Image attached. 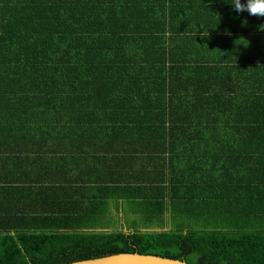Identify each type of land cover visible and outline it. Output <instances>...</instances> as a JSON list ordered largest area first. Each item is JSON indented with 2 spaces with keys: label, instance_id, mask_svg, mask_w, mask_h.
<instances>
[{
  "label": "trees",
  "instance_id": "trees-1",
  "mask_svg": "<svg viewBox=\"0 0 264 264\" xmlns=\"http://www.w3.org/2000/svg\"><path fill=\"white\" fill-rule=\"evenodd\" d=\"M245 18L227 0H0V264H264V17ZM39 142L86 211L52 209Z\"/></svg>",
  "mask_w": 264,
  "mask_h": 264
},
{
  "label": "crops",
  "instance_id": "crops-1",
  "mask_svg": "<svg viewBox=\"0 0 264 264\" xmlns=\"http://www.w3.org/2000/svg\"><path fill=\"white\" fill-rule=\"evenodd\" d=\"M217 17L215 18V20L219 19V20H222L221 18V13L220 11L218 10V13H217ZM245 15H246V18L245 19H242L243 21V26L245 24V26L248 28L249 27V21L251 20V15H249L247 12H245ZM233 18V17H232ZM214 20V19H212ZM233 21V20H232ZM240 23H238V20L235 21V25H233V28L234 29H240L241 27V21H239ZM238 23V24H236ZM247 24V25H246ZM240 33L237 32H233L231 33L230 35L228 36H233V38H235L236 36H238ZM227 98H232V99H235L237 98V95L231 93L230 95H227ZM194 99L196 100L197 98L194 97ZM198 100V99H197ZM190 102H191V105H188L189 109L191 110H195V112H199L201 110H203L204 112L207 111L205 109L204 106H206L205 104H202L203 107H201L199 105V100L196 102H193L192 98L190 99ZM212 111H217V110H212ZM230 142H214L211 144V148L213 147H224V146H227ZM204 144H208V143H201V142H191V146L192 147H199L201 146V151H198L196 153H190L188 154L187 157H184L186 159H196V158H193L195 156H199V155H203V146ZM44 146H46V144L42 143V142H39L38 144L36 145H33L32 148L33 150H40L41 148L43 149ZM214 149V148H213ZM42 150H40L39 152H32L31 154H28L27 156H29L28 160L29 159H33V160H41L43 161V163L39 164V167L37 169H41L42 168V173H44V170H45V167H51L52 169L49 170L47 172V174L45 175L46 178H50L52 174V172H54L55 176L53 175V177L56 179V180H61V185L60 186H57L58 188V192H55L54 194V206L52 209L56 210V211H59V212H71V213H76L77 211H86V205L84 204V202L81 200L82 198L81 197H85V186H82L80 187L81 188V192L80 194L77 195L76 193V188H75V182L73 181L72 179V172L71 173H67V169L66 167H64V164L62 162H60V156H65V154L63 153V151H59V154H54L56 155L57 157V160H52L51 162H49V159L50 158H44V157H41L39 155V153L41 152ZM183 158V157H182ZM195 165V169L193 172L191 171L190 173L192 174V176H196V177H200V176H204L207 177V179H210L212 180V177L209 178L208 174L209 172H205L203 171L204 174H202V172H199L197 170L198 168V160L196 159V162H193ZM218 166H219V163H217ZM230 165H227V167H229ZM68 170H71L70 168ZM231 170H228V172H230ZM189 172V171H188ZM187 172V173H188ZM226 172V173H228ZM215 173V172H213ZM68 174V176H67ZM73 176H75L76 178V173L73 174ZM192 179H196L198 180V178H192ZM48 207L47 203L45 202V204H42L41 207H40V210L41 209H46ZM112 208V207H111ZM113 209V208H112ZM89 210V209H88ZM109 211V210H108ZM111 211V210H110ZM91 212V211H90ZM112 214L114 215V218L115 220L119 221L120 224H118V227H123V230H125L126 228H124V222H126V220L129 218V220H132L133 219V215L131 213H128V214H125L124 211L122 209H116L115 211H111ZM117 213V214H116ZM108 219V214H106L104 216V220H107ZM126 219V220H124ZM167 226L166 228L169 229V218H167ZM211 226V225H210ZM218 226V225H217ZM117 227V225H116ZM106 230H113V227L112 228H108Z\"/></svg>",
  "mask_w": 264,
  "mask_h": 264
},
{
  "label": "water",
  "instance_id": "water-1",
  "mask_svg": "<svg viewBox=\"0 0 264 264\" xmlns=\"http://www.w3.org/2000/svg\"><path fill=\"white\" fill-rule=\"evenodd\" d=\"M67 264H187L184 261L137 253L113 254L100 258L76 261Z\"/></svg>",
  "mask_w": 264,
  "mask_h": 264
},
{
  "label": "clouds",
  "instance_id": "clouds-1",
  "mask_svg": "<svg viewBox=\"0 0 264 264\" xmlns=\"http://www.w3.org/2000/svg\"><path fill=\"white\" fill-rule=\"evenodd\" d=\"M236 13L247 12L249 15L264 17V0H227ZM264 31V25L260 26ZM246 47V46H245Z\"/></svg>",
  "mask_w": 264,
  "mask_h": 264
},
{
  "label": "rangeland",
  "instance_id": "rangeland-1",
  "mask_svg": "<svg viewBox=\"0 0 264 264\" xmlns=\"http://www.w3.org/2000/svg\"><path fill=\"white\" fill-rule=\"evenodd\" d=\"M133 217H135V215H133ZM129 219V218H128ZM128 219L126 220V219H124V220H126V222L128 221ZM129 222V221H128ZM167 229V228H166Z\"/></svg>",
  "mask_w": 264,
  "mask_h": 264
}]
</instances>
